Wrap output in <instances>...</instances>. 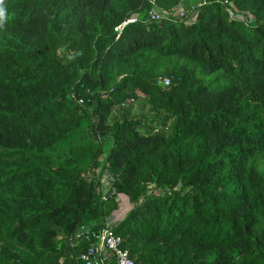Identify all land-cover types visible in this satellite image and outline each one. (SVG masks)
Here are the masks:
<instances>
[{
	"label": "trees",
	"instance_id": "16d2710c",
	"mask_svg": "<svg viewBox=\"0 0 264 264\" xmlns=\"http://www.w3.org/2000/svg\"><path fill=\"white\" fill-rule=\"evenodd\" d=\"M150 7L3 0L0 264H83L118 194L135 264H264V0Z\"/></svg>",
	"mask_w": 264,
	"mask_h": 264
},
{
	"label": "built area",
	"instance_id": "2783aa9c",
	"mask_svg": "<svg viewBox=\"0 0 264 264\" xmlns=\"http://www.w3.org/2000/svg\"><path fill=\"white\" fill-rule=\"evenodd\" d=\"M151 7L149 10V15L155 20H160L161 18L169 17H182L188 21H194L197 17L198 7L205 2V0H198L196 5H193L189 8V13L184 11L182 4L177 7H174L169 10H164L160 8L155 0H148ZM226 3L228 1H225ZM228 12L232 17L239 18L240 20H245V22L252 21L250 15L244 17V14L241 13L233 14L231 7L227 8ZM135 18L129 19L127 22L134 21ZM123 22L117 29L121 31L123 26L127 23ZM159 84L169 83L168 78H160L157 80ZM78 103H82V99L77 100ZM114 178L110 173L105 172L99 182L101 184V189L105 192L108 187L112 185ZM153 186V185H151ZM155 192H158L159 189H154ZM119 195V194H118ZM116 197V202L119 207L116 211H113L105 220V224L95 233V239L90 241V244L79 253L76 257L83 264H135L133 258L129 256L127 249L122 247V237L114 232L112 229L113 225L118 223L121 220V209L124 206L122 198L124 196L119 195ZM120 200V201H119ZM133 206V205H132ZM124 216V215H123ZM82 237V231L78 230L71 237V245L75 244V240H79ZM89 239V238H88ZM90 240V239H89Z\"/></svg>",
	"mask_w": 264,
	"mask_h": 264
},
{
	"label": "rangeland",
	"instance_id": "374dc122",
	"mask_svg": "<svg viewBox=\"0 0 264 264\" xmlns=\"http://www.w3.org/2000/svg\"><path fill=\"white\" fill-rule=\"evenodd\" d=\"M185 2L187 4V6H185ZM185 2H184V5H182V8L184 9V11L187 12V10H189L188 9L189 6L192 7L193 5H196V2H198V1H196V0H185ZM250 19L253 20L252 16L250 17ZM139 97H140L139 98L140 100L134 101L133 108H132V113H142V114H145V115L148 114L149 116H151L147 104L143 101L142 95H140ZM107 146H108V142L107 141L106 142H103V149H106ZM148 193H150V191ZM124 198H126V197H124ZM124 198H122V202H123L124 206L121 209V212H122L120 214L121 215V218L123 217V215H125L127 213L128 210H130L133 207L132 206L133 204L130 203L127 198L126 199H124Z\"/></svg>",
	"mask_w": 264,
	"mask_h": 264
},
{
	"label": "clouds",
	"instance_id": "9594fccd",
	"mask_svg": "<svg viewBox=\"0 0 264 264\" xmlns=\"http://www.w3.org/2000/svg\"><path fill=\"white\" fill-rule=\"evenodd\" d=\"M5 20V10L3 8V0H0V25L4 23Z\"/></svg>",
	"mask_w": 264,
	"mask_h": 264
},
{
	"label": "water",
	"instance_id": "95a60500",
	"mask_svg": "<svg viewBox=\"0 0 264 264\" xmlns=\"http://www.w3.org/2000/svg\"><path fill=\"white\" fill-rule=\"evenodd\" d=\"M114 192V189L112 186L108 187V189L104 192L103 198L106 199Z\"/></svg>",
	"mask_w": 264,
	"mask_h": 264
},
{
	"label": "crops",
	"instance_id": "0c3cea01",
	"mask_svg": "<svg viewBox=\"0 0 264 264\" xmlns=\"http://www.w3.org/2000/svg\"><path fill=\"white\" fill-rule=\"evenodd\" d=\"M185 2V1H184ZM184 2H183V4L182 5H184ZM185 6H187V4H186V2H185ZM189 6V5H188ZM191 6H189V8H190Z\"/></svg>",
	"mask_w": 264,
	"mask_h": 264
},
{
	"label": "bare ground",
	"instance_id": "6f19581e",
	"mask_svg": "<svg viewBox=\"0 0 264 264\" xmlns=\"http://www.w3.org/2000/svg\"><path fill=\"white\" fill-rule=\"evenodd\" d=\"M196 1H198V0H196ZM197 3V2H196Z\"/></svg>",
	"mask_w": 264,
	"mask_h": 264
}]
</instances>
